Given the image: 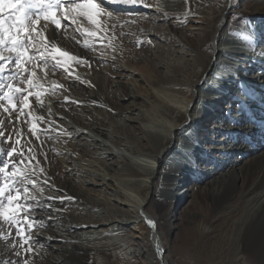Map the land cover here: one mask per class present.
I'll use <instances>...</instances> for the list:
<instances>
[{"label": "bare ground", "instance_id": "obj_1", "mask_svg": "<svg viewBox=\"0 0 264 264\" xmlns=\"http://www.w3.org/2000/svg\"><path fill=\"white\" fill-rule=\"evenodd\" d=\"M166 1L169 2L167 9L160 11L164 19H173L174 31L180 39V54L176 55L173 63L153 53V40L145 35L140 42L146 43L148 48L141 52L137 50L136 56L129 50L122 52L118 48L119 54L113 53L110 58L95 55L93 46L112 43L113 36L121 39L127 33L141 31V24L133 22L120 30L114 18L102 11L98 20L106 31L98 33L101 40L81 35L74 31L75 26L69 27L66 34L62 29L56 35L58 47L88 61L85 64L91 69L92 80L101 93L110 92L114 80L106 78L105 73L96 67L100 63H106L109 74L113 76L121 75L119 60L127 62L126 69L129 70L126 73L131 80H141V75L132 65H140L142 73L149 76L150 88L144 87L147 96L149 94L148 99L142 92L128 89L118 81L114 86L122 90L119 97L146 101L163 117L167 128L164 134V131H154L148 126L141 128L137 140L142 151H138L136 146L124 145L132 154L157 160L162 175L147 176L127 164L124 174L118 173L136 178L138 182H129L127 187L124 185L125 190L119 191L111 200L102 183L85 179L79 172L80 168L82 171L86 167L87 174L95 178L101 167L95 168L93 162L105 168L111 165L106 155L75 156L71 138L46 133L44 130L49 125L25 109V115L19 122L35 145L36 164L46 166L44 175L50 185L55 186L51 187L55 194L44 196L28 186L40 208L33 214L35 223L29 229L32 236L29 244L21 246L15 229L11 230L10 237L8 225L0 221V264H25V261L27 264H264V67L255 75L258 65L264 66V22L260 18L245 17L237 19L234 24L228 21L223 25L228 14L234 13L236 8L263 14L264 0ZM156 2L140 0L137 5L146 3L160 8ZM81 19L90 25L85 18ZM82 28L94 30L92 25ZM54 31V25L50 23L49 33L53 35ZM246 39L263 45L262 50L255 47L252 49L254 53L247 51L242 46ZM140 42L135 41L127 47L136 48ZM63 84L67 87L81 86L67 79H63ZM241 90L243 93L239 97ZM92 97L104 103L108 101L96 93ZM115 97L118 98L117 95ZM223 100L226 109L229 106V114L219 111ZM0 105L2 113H5V107L11 110L4 100H0ZM198 105L205 110L199 111ZM117 108L122 107L114 110L118 111ZM196 111L202 112L198 115L201 118L199 125L193 118ZM2 113L0 119L3 120ZM17 113L18 110L11 111L10 116L8 113L5 115L8 120H3V130L7 133L10 121L16 120ZM208 120L217 126L208 137V142L216 143V146L204 149L209 152L204 157L199 152L203 150L200 145L204 140L199 144L194 133L202 132ZM33 122L37 123L38 138L30 131ZM14 132L13 127L10 134ZM6 137L0 140V148L6 144ZM178 144L190 148L188 155L196 163L201 162L199 171L189 167L192 164L188 161L189 156L182 154ZM20 145L24 146L27 154L28 148L23 143ZM20 145H16L18 152ZM60 147L71 152H63ZM212 156L216 160H212ZM176 160L182 166H173ZM31 163L34 164L33 161ZM11 165L9 163L8 172L12 171ZM72 165L79 166V171ZM180 175L203 178V185L192 195L190 205L193 209L188 211L183 224L175 232L173 241L179 244L166 248L163 241L168 239V231L155 235L152 231L157 229L159 220L167 218L170 203L155 196L163 193L164 186ZM4 183V174L0 172V186ZM190 184L185 185L183 195L187 196L193 190L194 184ZM49 197L75 199H64L60 203L59 199ZM92 198L93 203L89 200ZM107 203H112L115 211L121 214L117 219L111 217L108 224L100 219L78 220L81 214L91 215L95 204L105 207ZM149 204L152 210L148 208ZM29 247L31 250L25 251Z\"/></svg>", "mask_w": 264, "mask_h": 264}, {"label": "rangeland", "instance_id": "obj_2", "mask_svg": "<svg viewBox=\"0 0 264 264\" xmlns=\"http://www.w3.org/2000/svg\"><path fill=\"white\" fill-rule=\"evenodd\" d=\"M155 1H157V6L160 5V8L154 6L152 7L150 5H147L146 3L144 5H124L112 3L110 2V0H104V3L101 5L102 12H106L107 14H109V16L114 18L116 25L120 30H122L127 23L133 22L141 24V31L127 33L124 35V37H120L121 39L115 38V36H113L112 43H99L93 46L92 48L94 54L100 58H110L113 53L119 54V51L116 49L118 48L122 49V52H127V50H129L136 56L137 50L141 52L144 49L148 48V45L146 43L143 44L142 42H140V39H142L141 37L145 35L153 40V53L156 52L159 58H167L171 63H173L176 55L179 53L178 42L180 41V39L174 31V27L171 22L173 19H164V16H162V11H160L161 9H167V5L169 4V2H167L166 0ZM77 2H82V0H77ZM105 2L108 4H106ZM6 15L7 13L5 14V16ZM245 17L260 18V20L264 22V13L259 14L256 11H244L240 8H236L234 13L230 12L228 14V19H225L223 21V25H225L228 21L231 22V24H234L237 19ZM44 23L45 21L41 19V21L38 22V26H43ZM49 24L50 22L48 23V28ZM73 26L70 27L72 28ZM80 26L90 27V25L86 24L85 21L81 18ZM249 26L253 28L251 23L249 24ZM140 32L141 34H139ZM66 33H68V31ZM48 35L51 36L49 32ZM135 41L140 42L138 43L136 48L127 47L128 45H133ZM242 46L246 47L247 51H251V53L255 52V50H252L255 47L259 48V50H262L261 48L263 47V45H256V42H253L252 40L249 41V39H246L245 44ZM4 55L7 56L9 54L5 52ZM117 63L121 67L120 76L110 75L108 72L109 67L104 62L96 66L99 70L105 73L106 78H108L109 80H114L113 88L111 89V91L102 93L97 90L98 88L95 82H93L92 80L91 69L85 63H74L71 66V70H73V76H79V79H67L68 81L72 80L76 83H80V87L65 86L63 84V79H66L65 77L67 74L64 73L62 69H57L55 75H53L51 72H48L47 77L45 78V73L40 71L39 67L36 65L30 66L36 72V76L33 78V81L36 82L31 86L27 84L26 79L22 83L19 79H14L8 73L0 75V84L5 85L4 88H0V97H2L3 93L8 90L7 84L9 83H13L14 86L23 87L27 90V92H31V105L27 109L30 110L36 118H42L41 120L49 125L51 131L48 133L50 135L55 137L61 135L71 138L73 140L72 143L75 156H78L79 154L106 155L108 163H110L111 165H107V167L105 168L104 166H100L98 162H93V166H95V168L101 167V171L97 172L99 175L95 178H92L87 174L86 167H84L82 171L80 168L79 171V166H72L74 170H78L80 172V175H82L83 178H91L93 179V182L96 181L97 183H102L104 190L107 193V197L111 198V200H114L113 198L118 195L119 191L125 190V186L127 187V184H129V182H138L137 180H135L136 178L120 175L124 174L127 164L134 166L140 172L147 176H154L157 173H159V176L162 175V169L158 168L157 160H154L150 157H142L137 154H132L125 149L124 145L128 144L134 147L136 146L138 151H142L141 145L137 140V138L141 135L142 127L146 129L148 126L154 131H164L162 134H164L167 130V128L164 127V120L161 114L159 115V112L151 109L150 105L146 101H143L139 98L125 99L119 97V94H122V90L119 87L116 89V87L114 86L115 83L117 85L116 81H118V84L128 87V89L138 90L145 96H147L148 92H145L144 90L145 88H150V78L146 73H142V70L139 67L140 65H132V68L136 69V73L141 75V80H131L126 73V70H129L126 69L128 65L127 62L124 60H119ZM263 67V65H258V68H256L255 70V75L257 74V71L263 70ZM243 78L245 79V77ZM81 80L85 81V83H81ZM53 81L56 82L55 91H53ZM59 85H64L65 87L61 88L59 87ZM37 93H39L41 97L43 106H41V104L36 100ZM93 93H96V95H98L101 99L105 97L108 101L104 103L100 100L94 99L92 97ZM242 93L243 90L238 93V96L240 97ZM116 95L118 96V98L115 97ZM148 97L149 94L147 96V99ZM13 99L18 101L19 98L17 97V94L13 95ZM4 102L8 104V107L11 108V105L7 100H4ZM118 106H121L122 108H117L118 111L114 110V108ZM219 106V111H223L225 112V114H229V110H227L229 106L226 109L227 105L224 104V100L219 104ZM201 107V105H198L199 111H204L205 108ZM199 111H196L193 115V118L197 122V125H199L201 122V118L199 119L198 115L202 112ZM0 113H2L1 110ZM5 115L7 116V113H2L3 120L6 119L5 121H7L8 117H6ZM226 123L227 125L230 124L229 121H227ZM218 124H221V122H218ZM214 128H217V126H215V123L213 124L211 120H208L206 121V123H204V129L202 130V132H198L197 134L195 131L194 133L195 139L197 142L199 141V144L202 140H204V142H202L203 144L200 145V148H202L203 150L199 151L200 154L204 157L208 156L209 154V152L207 151L206 153L204 149H211L216 146V143L211 144L210 142H208L209 133L210 131L215 130ZM12 129L13 125L11 123V127H9L7 130L10 133L12 132ZM14 130L19 131L20 136L17 137L15 135L14 137V133H16L14 132L13 135H11V142L6 143L4 146H2V148H0V163L8 161L6 153L7 151L12 149L17 138L20 140V143H23L28 149H32V151H35L36 149L35 145L30 142L27 134L24 132L21 122L16 123ZM158 137L162 138V136ZM181 145L178 144V147L182 148V154H184L187 158L189 156L188 161L192 163L189 167L194 170L196 169V171H199V169H201L200 166H202L201 162L196 163L195 159L187 153L190 151V148L183 147ZM59 149L63 152H71L68 148L60 147ZM168 158H170V156ZM211 158L212 160H216L215 156H212ZM173 159H176V157H174ZM167 160L168 159L164 161L163 165L166 164ZM32 161L34 162V164L31 163ZM32 161H28L27 159L21 161V157L19 155H15L11 161H8V163L12 164L14 162L20 168H31L36 164V157L35 160ZM178 161H173V166H182ZM184 167L186 168L187 166ZM37 169L38 171H36V176L33 177V179L37 182V187L34 188L31 184H29L28 186L34 189L39 194H42L44 196H53L55 192L50 187L49 181L48 183H44L46 179L44 175L46 166L43 165L42 167H38ZM41 169L43 171H39ZM196 171L194 172L196 173ZM202 181L203 178L200 177L180 175L178 177H174L172 182L170 181V183L164 186L163 193H161L159 196H155V198H160L161 200L170 203L167 218L165 220H159L157 229H154V231H152L154 235L155 233L157 234V232L163 233L165 231H168L169 237L168 239L165 238V240L163 241V244L166 248H170V246L172 245L177 246L179 244L178 241H173L175 232H177L179 227H181V225L183 224V218L185 217V215H187L188 211L193 209V205H190L193 198L192 195L197 190L199 191L202 188ZM189 182H191V184H194V187L193 190H191L188 195L185 196L183 195L186 188L185 185ZM91 194H93V192H90V195ZM89 200L91 201V203L94 202L93 198ZM148 208L152 210L153 207L151 204H149ZM120 215V213L115 211L112 203H107L105 207L95 204V207H93L91 210V215L85 216L81 214L78 217V220L89 221L92 219H100L104 221L105 224H108L111 221V217H115L117 219V217H119Z\"/></svg>", "mask_w": 264, "mask_h": 264}, {"label": "snow or ice", "instance_id": "obj_3", "mask_svg": "<svg viewBox=\"0 0 264 264\" xmlns=\"http://www.w3.org/2000/svg\"><path fill=\"white\" fill-rule=\"evenodd\" d=\"M112 3L124 5H137L140 0H110ZM187 3L188 0H185ZM104 0H0V75L8 73L14 79H19L22 83L25 80L29 86L33 85V78L36 72L30 67L36 65L40 71L45 73V78L48 72L55 75L57 69H62L66 73V79L75 78L71 66L74 63L84 64L88 61L78 58L70 54L67 50L58 47L56 43V35L61 30L67 32L70 26H75L74 31L81 35L88 37H96L101 40L102 37L98 35L101 31H106L100 25L98 16L101 14ZM4 13H7L5 16ZM80 18H85L94 30L82 28L80 26ZM43 19L45 21L43 26H38V22ZM54 25V34L48 35V23ZM75 39V37H73ZM79 43V41H76ZM7 52L9 55L5 56ZM55 91L56 82H52ZM81 83L85 81L81 80ZM4 84H0V88H4ZM64 88V85H59ZM7 91L3 93L0 100H7L11 105V110L5 107V113L11 115V111H17L15 121H10L13 127L20 121L21 116L25 115V109L30 106L31 92L23 87L14 86L13 83L7 84ZM27 92V94H25ZM19 94V99L14 100L13 95ZM67 99V98H66ZM36 100L43 106L39 93L36 94ZM2 107V105H0ZM37 120L42 118L37 117ZM4 121L0 119V140L6 136L5 143L11 142L12 136L3 130ZM53 123V122H48ZM30 131L33 136L38 138L37 123L33 122L30 125ZM46 133L51 131V128L44 130ZM16 136H20V132L16 131ZM50 139L51 137L48 136ZM41 144L44 142L41 141ZM16 145H20V140L17 138L12 149L7 151L6 156L8 161H11L15 155L21 157V161L27 159L28 161L35 160V153L32 149H28L25 154L24 146L20 145L19 152ZM43 152V149H41ZM8 161L0 163V172L4 174L5 183L0 186V221L8 225L9 236L11 237V230L15 229V236L19 238L21 246L29 244L32 240L31 229L35 223V212L39 211V201L31 195L28 185L31 184L34 188L37 187L36 169L39 163L31 168L18 167L14 162L12 163V171L8 172ZM41 171H43L41 169ZM44 183H48L46 178ZM50 187L55 188L54 185ZM48 199H59L60 203L64 199L74 200V197H49ZM6 201V202H5ZM35 201V204L33 203ZM50 207V205H49ZM27 222V223H26ZM15 243V241H13ZM30 247L25 251H30ZM20 253L17 252V255ZM11 264V262H9ZM19 264V262H17ZM27 264V261H25Z\"/></svg>", "mask_w": 264, "mask_h": 264}]
</instances>
